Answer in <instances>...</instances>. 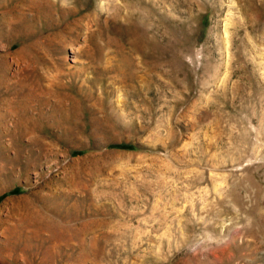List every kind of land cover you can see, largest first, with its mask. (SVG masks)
I'll return each mask as SVG.
<instances>
[{
    "label": "rangeland",
    "instance_id": "374dc122",
    "mask_svg": "<svg viewBox=\"0 0 264 264\" xmlns=\"http://www.w3.org/2000/svg\"><path fill=\"white\" fill-rule=\"evenodd\" d=\"M230 262L264 264V0H0V264Z\"/></svg>",
    "mask_w": 264,
    "mask_h": 264
},
{
    "label": "bare ground",
    "instance_id": "6f19581e",
    "mask_svg": "<svg viewBox=\"0 0 264 264\" xmlns=\"http://www.w3.org/2000/svg\"><path fill=\"white\" fill-rule=\"evenodd\" d=\"M160 235H162V239H161V241L163 242V241H168V242H170V240L172 239L171 238V236L169 235V234H167V233H161ZM158 236V235H157ZM171 238V239H170ZM173 240V239H172ZM170 246V245H169ZM169 248V247H168ZM149 255V257L150 258H152V260H155V259H157V260H159V261H161V262H164V261H167V259H166V257H165V254H164V252H163V246H162V244H160L159 246H157V248L156 249H154V253H149L148 254ZM233 255V254H232ZM238 255L239 254H237V256L236 257H238ZM234 256V255H233ZM231 257V256H230ZM168 258V257H167ZM231 259H233V258H231ZM236 260V259H235ZM231 261V260H230ZM232 262V261H231ZM230 262V263H231ZM189 264V263H188ZM232 264V263H231Z\"/></svg>",
    "mask_w": 264,
    "mask_h": 264
}]
</instances>
